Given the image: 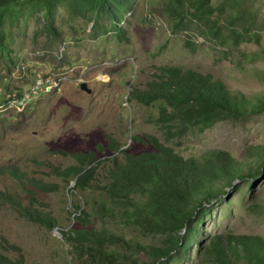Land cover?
<instances>
[{"label": "rangeland", "instance_id": "1", "mask_svg": "<svg viewBox=\"0 0 264 264\" xmlns=\"http://www.w3.org/2000/svg\"><path fill=\"white\" fill-rule=\"evenodd\" d=\"M164 1L130 0L132 9L124 15V36L120 39L112 32L94 37L92 23L70 19L63 11L56 20L60 26L57 43L41 32L42 24L34 14L27 13L19 22L14 20L13 27L9 25L14 64L0 71L3 98L25 92L37 76L59 80L50 93L34 98L25 109L10 107L0 113V168L15 166L30 176L59 185L57 193L36 196L41 204L36 209L56 221L52 229L26 221L9 206L0 204V243L5 239L18 247L26 263L71 264L69 245L61 232L82 225L74 220L80 213L78 208L91 216L97 229L104 228L145 245L160 242L126 225L123 218L99 219L96 211L106 200L97 188L106 181L112 155L97 167L96 181L92 182L96 187L79 191L72 190L73 180L64 182L46 168L75 162L51 156L48 150H86L100 134L111 136L122 149L130 146L134 152L142 147L132 144L131 137L151 135L187 160H200L211 151L221 150L244 161L246 150L264 146V113L221 122L201 133L186 132L166 141L154 122L157 109L130 99L131 90L144 89L160 68L175 66L208 75L238 97L264 101V0H210L217 14L213 19L219 23L239 30L243 21L252 16L260 22L252 27L259 43L236 46L230 40L219 44L215 37H205L195 28L176 27L163 11ZM81 83H86L90 94L80 90ZM0 191L17 193L27 204L24 192L8 176L0 175ZM252 203H264V174L253 182L239 183L236 190L212 204L199 224L200 245L207 236L225 232L264 240V207ZM0 252L17 257L10 249L6 253L0 247ZM199 260L193 247L192 259L183 264H200Z\"/></svg>", "mask_w": 264, "mask_h": 264}, {"label": "trees", "instance_id": "2", "mask_svg": "<svg viewBox=\"0 0 264 264\" xmlns=\"http://www.w3.org/2000/svg\"><path fill=\"white\" fill-rule=\"evenodd\" d=\"M131 9L130 0H0V71L9 70L14 64L9 25L13 27L14 20L19 22L27 13L37 16L41 32L57 43L60 26L56 20L60 11L70 19L92 23L94 37L112 32L120 39L124 36V15ZM214 10L210 0H165L163 4V11L180 29L195 28L205 37H215L219 44L227 40L234 46L259 43V36L252 29L260 23L256 16L243 21L238 30L213 19L217 15ZM130 99L157 109L154 122L166 141L186 132L201 133L221 122L264 113L263 100L238 97L208 75L175 66L160 68L144 89L131 90ZM131 143L142 150L134 152L130 146L122 149L106 134H100L86 150H48L51 156L75 162L46 168L64 182L73 180L72 190L79 191L96 187L92 183L96 181V169L112 155L106 181L97 188L106 200L96 211L99 219L123 218L126 225L141 230L143 236L160 239L159 244L145 245L107 229H97L91 216L78 208L80 213L74 220L82 225L61 232L69 245L71 264H183L192 259L193 247L200 264H264V240L259 236L225 232L207 236L200 245L199 228L215 201L236 190L239 183L263 176L264 146L246 150L244 161L221 150L211 151L200 160H187L151 135L132 136ZM0 175L16 182L27 198V204H23L19 194L0 191V204L9 206L26 221L55 227L52 216L36 209L40 204L36 196L57 193L58 184L37 179L15 166L0 168ZM255 205L264 207V203ZM2 242L0 247L6 253L9 249L16 252L17 257L0 252V264H28L18 247L5 239Z\"/></svg>", "mask_w": 264, "mask_h": 264}, {"label": "built area", "instance_id": "3", "mask_svg": "<svg viewBox=\"0 0 264 264\" xmlns=\"http://www.w3.org/2000/svg\"><path fill=\"white\" fill-rule=\"evenodd\" d=\"M58 84L59 80L55 82L52 78L37 76L25 92H19L20 96H17L18 93L15 92V96L3 98L0 92V113L10 107H15L18 111L23 110L34 98L50 93Z\"/></svg>", "mask_w": 264, "mask_h": 264}, {"label": "water", "instance_id": "4", "mask_svg": "<svg viewBox=\"0 0 264 264\" xmlns=\"http://www.w3.org/2000/svg\"><path fill=\"white\" fill-rule=\"evenodd\" d=\"M80 90L85 91L86 93L90 94L91 90L87 88L86 83H81L80 84Z\"/></svg>", "mask_w": 264, "mask_h": 264}]
</instances>
